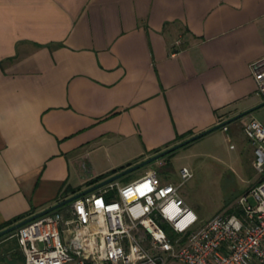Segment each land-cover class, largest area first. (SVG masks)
<instances>
[{
	"label": "crops",
	"instance_id": "1",
	"mask_svg": "<svg viewBox=\"0 0 264 264\" xmlns=\"http://www.w3.org/2000/svg\"><path fill=\"white\" fill-rule=\"evenodd\" d=\"M260 69L264 0H0V226L250 109Z\"/></svg>",
	"mask_w": 264,
	"mask_h": 264
},
{
	"label": "built area",
	"instance_id": "2",
	"mask_svg": "<svg viewBox=\"0 0 264 264\" xmlns=\"http://www.w3.org/2000/svg\"><path fill=\"white\" fill-rule=\"evenodd\" d=\"M254 81L264 100V70H255ZM242 131L258 181L204 223L179 193L190 170L180 169L178 184L149 170L14 230L23 264H264V124L251 118Z\"/></svg>",
	"mask_w": 264,
	"mask_h": 264
},
{
	"label": "rangeland",
	"instance_id": "3",
	"mask_svg": "<svg viewBox=\"0 0 264 264\" xmlns=\"http://www.w3.org/2000/svg\"><path fill=\"white\" fill-rule=\"evenodd\" d=\"M256 107L238 120L211 131L161 158L135 169L117 180L127 183L152 170L166 182L178 184L180 169L186 167L192 177L179 188L184 201L196 212L198 224L233 205L257 180L252 167V147L243 134L240 122L256 118L264 124V100L254 94ZM251 107V108H253ZM250 202L253 203L251 197Z\"/></svg>",
	"mask_w": 264,
	"mask_h": 264
},
{
	"label": "water",
	"instance_id": "4",
	"mask_svg": "<svg viewBox=\"0 0 264 264\" xmlns=\"http://www.w3.org/2000/svg\"><path fill=\"white\" fill-rule=\"evenodd\" d=\"M262 104H264V102ZM255 108L256 107L247 109V110L242 111V112H240V113H238V114H236V115H234V116H232V117H230V118H228L226 120H223V121H221V122L209 127L208 129H205V130H203V131H201V132H199V133H197L195 135H192L191 137H189V138H187V139H185L183 141H180V142H178V143H176V144H174V145H172V146H170V147H168V148H166V149H164L162 151H159V152H157L155 154H152V155H150L149 157H147L146 159H144L142 161H139V162H137V163H135L133 165H130V166H128V167H126V168H124V169H122V170H120V171H118V172H116V173H114L112 175H110V176H107L106 178L98 181L97 183H95V184H93V185H91V186H89V187H87V188H85V189H83V190H81V191H79L77 193H74L73 195H71L69 197H66L65 199H63V200H61V201H59V202H57V203L45 208V209H42V210H40V211H38L36 213H33L32 215H30V216H28V217H26V218H24V219H22V220H20V221H18L16 223L12 224L10 226H7L4 229H1L0 230V237L5 235V234H8V233H10V232H12L14 230H16L20 226L24 225L25 223H27V222H29V221H31V220L39 217V216H42V215H44V214H46L48 212H51V211H53V210L65 205V204L71 202L72 200L78 198L79 196H82V195H84L86 193L94 191V190L100 188L101 186H103V185H105L107 183H110V182H113V181L117 180L121 176H123V175H125V174H127V173H129V172H131V171H133L135 169H138V168H140L142 166H145V165H147V164H149V163L161 158L162 156L174 151L175 149H177V148H179L181 146H184V145H186V144H188V143L200 138L201 136H203V135H205V134H207V133H209L211 131H214V130H216L218 128H221V127H225V125H227L228 123H230V122H232L234 120H237V119H239V118L251 113Z\"/></svg>",
	"mask_w": 264,
	"mask_h": 264
},
{
	"label": "trees",
	"instance_id": "5",
	"mask_svg": "<svg viewBox=\"0 0 264 264\" xmlns=\"http://www.w3.org/2000/svg\"><path fill=\"white\" fill-rule=\"evenodd\" d=\"M225 126H226V125H225ZM112 172H113V171H112ZM109 174H111V172H110V173H107V174H101V175H98V176H96V177L90 179L89 181H87L86 186H91V185L97 183L98 181H100V180L106 178L107 176H109ZM76 192H77V189L66 190V192H65L64 195H63V198H66V196H67L68 193H72V194H73V193H76ZM22 219H23V216H17V217H15L14 219H12L11 221H9L8 223H6L5 225L0 226V230L3 229V228H5V227H7V226L12 225V224H13L14 222H16V221H19V220H22ZM13 232H14V231H12V232H10V233H8V234H11V233H13ZM167 233H168L171 237L174 236V234H173L170 230H167ZM5 235H6V234H5Z\"/></svg>",
	"mask_w": 264,
	"mask_h": 264
}]
</instances>
